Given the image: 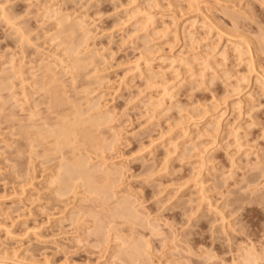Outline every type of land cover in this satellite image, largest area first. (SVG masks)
<instances>
[{
    "label": "rangeland",
    "instance_id": "374dc122",
    "mask_svg": "<svg viewBox=\"0 0 264 264\" xmlns=\"http://www.w3.org/2000/svg\"><path fill=\"white\" fill-rule=\"evenodd\" d=\"M0 6V264H264V0ZM63 118L58 151L43 132ZM83 158L119 170L142 227L80 180L59 194ZM114 225L148 254L126 259Z\"/></svg>",
    "mask_w": 264,
    "mask_h": 264
},
{
    "label": "bare ground",
    "instance_id": "6f19581e",
    "mask_svg": "<svg viewBox=\"0 0 264 264\" xmlns=\"http://www.w3.org/2000/svg\"><path fill=\"white\" fill-rule=\"evenodd\" d=\"M49 3V2H48ZM3 5V4H2ZM47 5V4H46ZM1 7V6H0ZM0 10H1V13L0 14H2L3 16L5 15V10L1 7L0 8ZM61 10V9H60ZM43 11V10H42ZM12 12V11H11ZM50 12V11H49ZM144 13V12H143ZM142 13V14H143ZM6 15H7V13H6ZM8 17H9V15H7ZM6 16V17H7ZM46 16V15H45ZM66 16V15H65ZM6 17H4V18H6ZM11 18V17H10ZM10 18H8V19H6V21L7 20H9ZM84 18V17H83ZM151 17H149V19H150ZM3 19V18H2ZM19 19V18H18ZM148 19V20H149ZM153 19L151 18L150 19V21L151 22H153L152 21ZM10 21H11V19H10ZM8 22L7 24H9V25H11L10 23L11 22ZM58 21H60V20H58ZM13 22V21H12ZM150 22V25H152V23ZM6 23V22H5ZM139 23V22H138ZM149 23V22H148ZM57 24V23H56ZM80 24H81V22H80ZM12 27L14 26V25H11ZM15 27V26H14ZM17 28V27H16ZM29 30V29H28ZM17 31V30H16ZM15 31V32H16ZM18 31H20L19 29H18ZM181 32V31H180ZM19 33H22V32H19ZM88 33L89 32H87V35H85V37H89V35H88ZM184 33V32H183ZM189 34V33H188ZM187 34V35H188ZM14 35V34H13ZM21 35L22 36H25V34H20V39H21ZM28 36V35H27ZM186 37V36H185ZM184 37V38H185ZM24 37H22V39H23ZM190 38H192V37H190ZM25 40L28 42V39L26 38V36H25ZM192 40V39H191ZM190 40V41H191ZM189 41V40H188ZM19 42V41H18ZM21 42H24V40H22ZM30 42V41H29ZM189 43H191V42H189ZM249 45H251V44H249ZM21 47V46H20ZM21 49V48H20ZM241 52V51H240ZM224 53V52H223ZM78 54V53H77ZM74 56V55H73ZM227 56V55H226ZM60 57V56H59ZM2 58V57H1ZM190 59V58H189ZM191 59H193V58H191ZM11 60V59H10ZM55 62V61H54ZM58 62H61L60 60L58 61ZM206 62V61H205ZM15 63V62H14ZM65 63V62H64ZM75 63H77L76 61H75ZM207 63V62H206ZM205 63V64H206ZM78 64V63H77ZM62 65H64V64H62ZM66 65V64H65ZM149 65V64H148ZM147 65V66H148ZM185 65V64H184ZM190 65V64H189ZM151 66V65H150ZM149 66V67H150ZM48 67V66H47ZM189 67V66H188ZM193 67V66H192ZM49 68V67H48ZM211 68V67H210ZM1 69V68H0ZM50 69V68H49ZM46 70H47V68H46ZM51 70V69H50ZM190 70V69H189ZM18 71V70H17ZM20 71V70H19ZM44 71V70H43ZM53 71V70H52ZM149 73V72H148ZM20 74V76L21 75H23V74H21V72L19 73ZM17 75H18V72H17ZM156 76V75H155ZM150 77V76H149ZM21 78H22V76H21ZM150 78H152V77H150ZM153 79V78H152ZM155 79V78H154ZM153 79V80H154ZM23 80V79H22ZM152 81V80H151ZM150 82V81H149ZM22 84H23V81H22ZM28 84V83H27ZM29 85V84H28ZM163 85H164V83H163ZM160 87V86H159ZM161 89H163V91H168V89H166V88H161ZM8 90V89H7ZM11 90V89H10ZM10 90H9V92H10ZM24 90V89H23ZM1 92V91H0ZM171 92V91H170ZM167 93V92H166ZM23 94V98H25L24 100V102H27V95L26 94H28V93H26V92H23L22 93ZM21 94V95H22ZM164 95V94H163ZM167 96V95H166ZM164 97V96H163ZM12 98V97H11ZM161 100H162V98H161ZM19 102V101H18ZM22 102H23V100H22ZM23 102V103H24ZM17 103V102H16ZM163 103V102H162ZM160 104V103H159ZM32 106H34L33 104H32ZM150 106V105H149ZM152 106V105H151ZM34 107H36V106H34ZM156 107H158V106H156ZM31 108V107H30ZM33 108V107H32ZM101 108V107H100ZM105 108V107H104ZM103 108V109H104ZM153 108V107H152ZM153 109H155V108H153ZM29 110V109H28ZM34 112V111H33ZM30 114V113H29ZM106 114V113H105ZM108 114V113H107ZM33 115V114H32ZM77 115V114H76ZM35 116V115H34ZM33 116V117H34ZM110 116V115H109ZM113 116V115H112ZM108 117V116H107ZM62 118V117H61ZM100 118V117H99ZM67 118H63V120H61L57 125H56V128H55V126H52V128H53V130H51V128H49V131H44L43 133H44V135H47V133L49 134L48 136H52L53 137V143L55 144V146H54V148H56L58 151H60V150H63V148L65 147V146H67V145H69V144H72V142L71 143H69L71 140L73 141L74 139H72L73 137H75V140H77L76 138V136H74L75 134V131L76 130H74V127H75V129H76V125H77V122H76V125H75V122L72 124V123H70L71 121L69 120V122H67L68 121V119L66 120ZM103 119V118H102ZM88 120V119H87ZM84 121V120H83ZM90 121V120H89ZM96 121H98V120H96ZM96 121H94L93 123L95 124V122ZM79 123V122H78ZM86 122H84V124H85ZM99 123V122H98ZM32 124V123H31ZM104 124V123H103ZM102 124V125H103ZM89 125V124H88ZM96 125H97V122H96ZM108 125V124H107ZM35 127H36V125H34ZM47 126V125H46ZM78 126V125H77ZM80 126V125H79ZM99 126V125H98ZM33 127V126H32ZM34 127V128H35ZM28 128V127H27ZM33 128V129H34ZM115 128V127H114ZM32 129V128H31ZM47 129V128H46ZM45 129V130H46ZM40 131V130H39ZM37 132H38V130H37ZM39 133H41V131L39 132ZM39 133H37V134H39ZM35 136V135H34ZM41 137H42V134H41ZM51 137V138H52ZM36 138V137H35ZM44 138V140H46V139H48V138H46V136H44L43 137ZM46 138V139H45ZM50 138V139H51ZM38 139V138H37ZM90 139V138H89ZM74 140V141H75ZM33 141V140H32ZM34 142V141H33ZM86 142V141H85ZM69 143V144H68ZM89 143V142H88ZM74 144V143H73ZM76 145V144H75ZM74 145V146H75ZM114 145V144H113ZM72 146V145H71ZM70 146V147H71ZM86 146V145H85ZM112 146V145H111ZM101 147V146H100ZM103 147V146H102ZM106 147V146H105ZM66 148H68V147H66ZM113 148V147H112ZM65 149V148H64ZM112 150V149H111ZM56 151V150H55ZM58 154V153H57ZM99 157V156H98ZM100 158V157H99ZM82 160V161H81ZM109 160V159H108ZM75 161V160H74ZM80 161V162H79ZM90 161V160H89ZM85 158H83V159H80V160H77V162H75V163H73V161H72V163L73 164H70V163H67L66 165H64L63 163H61L60 165H58V169H57V176L55 177L54 176V180H52V182L54 181V183H59V182H62L63 181V177H61L60 175H59V171L60 170H63L64 171V173H65V175H67L66 176V180H65V183L64 182H62V184H61V186H62V188L63 189H60V192H59V194L61 195V196H63L64 195V193L63 192H65L67 189L69 190L70 188L69 187H71V186H68L69 184V181H68V183L66 182L67 181V179L69 180L70 178V182H71V184L73 183V181H77V180H80V183L79 184H77L76 186H78V185H80L81 184V187H83V186H86V192H88V194L90 195H93L94 194V199H97V201L99 200L100 201V204H101V206L102 205H106V207H110V211H111V215L113 216V217H111L110 216V218H111V222H114L113 220H114V217L115 216H117V218H119V219H121L124 223H127V227H129V229H130V225H132V227H136V226H140V227H142L141 225H139V223H142L143 224V221L142 222H140L141 221V218H143V217H141V215L143 216L144 214H141V212H140V210L138 209V207L139 208H141L140 206H137L136 205V207H135V203H134V201H133V198H131L130 197V199H129V197L128 196H126L125 197V195H122L121 193V195L119 194V191H121L120 189H118V190H116L119 186H117V187H115L114 188V190L115 191H112L113 190V187H114V185L116 184V185H120V183L118 182V180L120 179L119 177L121 176V174H120V172H119V170L116 168H110V169H107V170H98L99 168H97V167H95V169H93V166H92V169L91 168H89V169H87V168H85V165H86V167L88 166L87 165V162H85ZM65 163V162H64ZM84 163V164H83ZM102 165V164H101ZM89 167V166H88ZM100 167V166H99ZM102 167V166H101ZM97 168V169H96ZM96 172H101L102 174H103V177L106 179V181L104 180L103 182V186H101L100 185V182H97L96 184H95V181L96 180H94L93 181V179H94V177H93V174L94 173H96ZM97 174V173H96ZM120 174V175H119ZM95 175V174H94ZM62 178V179H61ZM65 178V177H64ZM73 178V179H72ZM93 178V179H92ZM103 178V179H104ZM98 180V179H97ZM75 181V182H76ZM75 182H74V185H75ZM117 182H118V184H117ZM57 183V184H58ZM67 183V184H66ZM105 183L107 184V183H109V185H110V183H111V187H112V189H110V187H109V191L110 192H108L107 190L108 189H105ZM99 184V187H97V186H94V185H98ZM109 185H107L106 186V188H108V186ZM68 186V187H67ZM121 186V185H120ZM122 187V186H121ZM73 188V187H72ZM67 190V191H68ZM121 192H125L124 191V189L121 191ZM23 193V192H22ZM68 193V192H67ZM66 194V193H65ZM86 194V193H85ZM125 194V193H124ZM62 198V197H61ZM93 199V200H94ZM111 201H113V202H111ZM135 201H136V199H135ZM95 202V201H94ZM112 203V204H110V205H108L109 203ZM91 204V203H90ZM138 204V203H137ZM140 205V204H139ZM102 208V207H101ZM80 209V208H79ZM105 211V210H104ZM142 211H143V209H142ZM144 212V211H143ZM142 212V213H143ZM90 213V212H89ZM96 213V212H95ZM86 214V213H85ZM98 214V213H97ZM104 214V213H103ZM84 215V214H83ZM108 215V214H107ZM85 216V215H84ZM96 216H98V215H96ZM145 216V215H144ZM79 217V216H78ZM89 218V217H88ZM98 218V217H97ZM102 218V217H101ZM147 218V217H146ZM149 218V217H148ZM158 218V217H157ZM75 220H76V218H75ZM87 220V219H86ZM91 220H92V218H91ZM115 220H117V219H115ZM121 220H119V222L121 221ZM93 221V220H92ZM110 221V220H109ZM82 222V221H81ZM80 222V223H81ZM102 221H99L98 222V225H101V224H99V223H101ZM111 222H109V224H111ZM123 222H120L119 224L121 225V226H123V225H125V224H121V223H123ZM148 222V221H147ZM146 222V223H147ZM153 222V221H152ZM157 222V221H156ZM84 223H85V221H84ZM118 223V222H117ZM115 225H116V223H115ZM115 225L114 226H112V229L110 228V231L111 232H114L115 231V233H113V234H115L114 236H112L111 238L113 239H115L116 241H122L121 243V252H122V249L124 250V253H125V257H126V259H127V257L128 258H130V260L131 259H133V258H137V259H142V257L143 256H145V254L147 253H144L143 251V249H146V247L144 246V245H141L140 244V242H139V244L136 242V243H134L133 241H131V242H128V241H126L125 240V238H124V236H126V235H124V236H121L119 233L121 232H123V231H118V234H116L117 233V229L115 228ZM118 225V224H117ZM120 225H118L119 227H120ZM134 225V226H133ZM150 225V224H149ZM151 225H153V224H151ZM125 226V227H126ZM102 227V226H101ZM100 227V228H101ZM117 227V226H116ZM151 229H152V226L150 227ZM156 228V227H155ZM136 229V228H135ZM154 229V228H153ZM152 229V230H153ZM158 229V228H157ZM78 230V229H77ZM82 230V229H81ZM95 230H96V228H95ZM101 230V229H100ZM108 230V229H107ZM119 230V229H118ZM128 230V229H127ZM102 231V230H101ZM110 231H109V233H110ZM131 231V230H130ZM153 231H156L155 229L153 230ZM83 232V231H82ZM86 232V231H85ZM125 232V231H124ZM96 233V232H95ZM101 233V232H100ZM106 233V232H105ZM152 233V232H151ZM154 233V232H153ZM131 234V233H130ZM101 235V234H100ZM140 235V234H139ZM154 235V234H153ZM104 236V235H103ZM90 237V236H89ZM93 237V236H92ZM157 237V236H156ZM113 239V240H114ZM147 245V244H146ZM149 245V244H148ZM120 247V246H119ZM148 247V246H147ZM149 248V247H148ZM147 248V249H148ZM149 250V249H148ZM148 254V253H147ZM250 254V253H249ZM124 256V255H123ZM115 257V256H114ZM248 257V256H247ZM245 258V259H243V260H245V261H247L246 259H249L250 258V260H251V257H250V255H249V258ZM119 258V257H118ZM145 258V257H144ZM143 258V259H144ZM119 260V259H118ZM117 260V261H118ZM129 260V259H128ZM128 260H126V261H128ZM135 259H133L132 261H134ZM249 260V261H250ZM135 261H137V260H135ZM134 261V262H135ZM245 261H243V262H245ZM248 261V262H249ZM252 261V260H251ZM254 261V260H253ZM127 263V262H126ZM247 263V262H246ZM253 264V263H252Z\"/></svg>",
    "mask_w": 264,
    "mask_h": 264
}]
</instances>
